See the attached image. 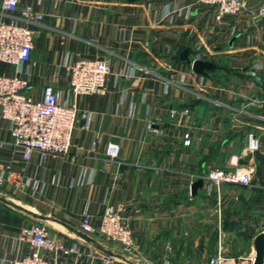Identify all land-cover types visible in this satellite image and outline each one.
Here are the masks:
<instances>
[{"label":"crops","instance_id":"crops-1","mask_svg":"<svg viewBox=\"0 0 264 264\" xmlns=\"http://www.w3.org/2000/svg\"><path fill=\"white\" fill-rule=\"evenodd\" d=\"M171 2L183 12L173 20L164 17L165 4ZM254 2L247 0L246 6ZM25 5L43 14L41 22L28 23L34 31L32 60L19 72L35 96L41 97L49 83L67 97L68 64L82 58L106 59L111 71L106 93L78 98L79 121L70 152L49 155L43 166L38 151L27 163L22 161L0 108V163L10 162L27 175L36 173L45 183L37 194L0 185V264H12L31 251L19 237L23 227L34 223L46 224L67 245H95L80 236V224L99 225L110 204L125 206L135 239L133 253L123 255L118 244L95 238L118 255L113 264H207L226 244L213 233L220 195L211 194L205 202L210 193L192 194L188 188L200 178L206 188L209 172L218 163L230 164L236 155L226 151L225 143L236 129L237 114L232 96L209 73L194 72L180 55L185 49L194 55L196 47L203 54L213 50L232 68V55H264L258 36L255 44L242 45L246 34L236 30L240 20L245 25L243 17L226 15L218 23L212 17L215 8L195 0H20V8ZM12 19L24 23L19 12L8 13L0 0V21ZM16 73L15 66L0 62V74ZM173 108L188 109L189 115L172 118ZM84 113L90 115L88 123ZM108 143L119 145L116 157L107 154ZM53 174L59 178L56 184L49 182ZM248 200L249 208L257 206ZM258 202L264 203V192ZM244 217L245 235L255 237L264 227V214L249 209ZM210 222H216L212 230ZM58 261L74 264L75 256L60 255ZM78 264L94 263L83 257Z\"/></svg>","mask_w":264,"mask_h":264},{"label":"built area","instance_id":"built-area-1","mask_svg":"<svg viewBox=\"0 0 264 264\" xmlns=\"http://www.w3.org/2000/svg\"><path fill=\"white\" fill-rule=\"evenodd\" d=\"M199 5L215 8V21L220 23L226 15H238L245 10L247 0H195ZM2 7L8 13L19 12L24 23L12 19L0 21V62L13 65L17 69L14 75L0 74V108L3 118L10 122V136L22 161L27 163L34 151L40 154V166H43L49 155L68 154L73 145L74 129L79 121L78 98L87 94H104L110 74V63L106 59L82 58L68 64L71 72L69 94L63 97L62 92L53 84L42 88L41 97L31 92L29 81L19 76L22 65L32 60L34 48V31L28 26L31 22H41L43 14L37 12L32 5L20 8V0H2ZM191 15V9L187 10ZM264 12V4L261 7ZM181 8L175 2L165 4L164 17L170 20L175 15L182 14ZM195 57L192 61L196 60ZM171 67V66H170ZM189 115L188 109H171L170 116ZM85 119L90 118L84 113ZM151 126V125H150ZM186 138L184 144H190ZM262 147L260 137L250 132L246 138V146L239 155H233L230 163L232 169L216 168L208 174V187H220L221 184L251 185L254 167L239 166L241 158L259 151ZM107 154L116 157L120 147L116 143H108ZM56 174L50 177L51 184L58 183ZM72 183V181H70ZM10 184L16 191H32L37 194L42 191L45 183L36 173L27 175L16 169L12 163H0V185ZM123 204L107 205L99 225L84 221L80 231L96 238L98 236L118 244L121 253L128 255L135 249L134 233L130 220L124 215ZM19 239L31 245V251L15 258L12 264H62L58 261L60 255H74L75 262L86 257L88 249H83L78 243L67 245L64 240L54 237L49 227L43 223H34L22 228ZM49 253L50 255H46ZM111 258L117 256L109 254ZM256 252L249 255H231L223 247L210 255L207 264H254ZM164 264H172L165 261Z\"/></svg>","mask_w":264,"mask_h":264},{"label":"rangeland","instance_id":"rangeland-1","mask_svg":"<svg viewBox=\"0 0 264 264\" xmlns=\"http://www.w3.org/2000/svg\"><path fill=\"white\" fill-rule=\"evenodd\" d=\"M263 4L264 0H255L252 7L247 5L245 10L238 14V17L241 16L245 19V25L240 20L236 30V32L242 31L246 34V43L242 45L255 44L258 36V45L264 49V12H261ZM212 14V17H214V12ZM211 51H203L205 53L203 54L202 50L199 51V48H193L192 52H194V55L189 56L190 62L188 64L192 69L191 61L195 57L197 59L208 58L213 63L218 62L219 67L208 72L209 78L215 81V85L223 88L222 92L225 95L232 96V112L237 114V126L235 130L232 129V135L228 138V142L225 143V145L227 144L226 151L230 155L232 151L239 155L246 146V138L250 132H254L260 137L262 147L259 151L250 153L249 157L247 155L241 158L239 163V166L254 167L251 185L225 183L221 184L220 187L209 188L207 175L206 188L203 189L201 187L198 191L210 193V195L207 194L205 196V202H208L209 199L211 200L213 196L211 194L217 193L218 196L220 195L217 200L218 203L221 202V204H218L216 212L215 221L217 223L210 222L207 226L212 230L214 223L217 224L213 233L216 235L218 233L220 238L222 236V239L225 240L224 249L226 253L235 256L249 255L254 249L255 237L258 234H264V227H262L255 237L247 236L243 230L242 223L246 210L252 209L254 213L264 214V203L258 202L264 192V55L253 54L254 56H248L246 59L242 58V56L232 55L231 68V64L228 63L225 57H217L213 50ZM201 78L205 79L202 76ZM232 167L234 166L231 163H218L216 168L232 169ZM188 190L191 192L190 188ZM250 197L253 200V205L256 204L257 206L248 207L250 202L248 198L250 199ZM188 202L192 201L189 200ZM206 207H208L207 204ZM87 249L90 254L86 256V259L94 264H113V262L117 261L116 258L109 257V253L98 246L91 245Z\"/></svg>","mask_w":264,"mask_h":264},{"label":"water","instance_id":"water-1","mask_svg":"<svg viewBox=\"0 0 264 264\" xmlns=\"http://www.w3.org/2000/svg\"><path fill=\"white\" fill-rule=\"evenodd\" d=\"M180 59L183 61L190 62L188 49H185L181 53ZM191 64L194 72L200 75H208V71H212L216 67V65L212 61L203 60V59H196L194 61H191ZM203 184H204V179L202 178L195 181L191 186L192 194H195L198 191V189L203 186ZM80 236L89 243L97 245L100 249L104 250L105 252L109 254H113L105 250L100 244L97 243L95 238L89 236L88 234L84 232H80ZM261 237L262 234H258L254 239V250L256 251V258L254 264H264V242L260 245Z\"/></svg>","mask_w":264,"mask_h":264},{"label":"bare ground","instance_id":"bare-ground-1","mask_svg":"<svg viewBox=\"0 0 264 264\" xmlns=\"http://www.w3.org/2000/svg\"><path fill=\"white\" fill-rule=\"evenodd\" d=\"M264 242V234H262L260 245ZM256 252V251H255Z\"/></svg>","mask_w":264,"mask_h":264}]
</instances>
